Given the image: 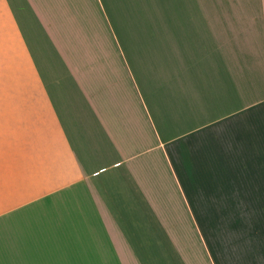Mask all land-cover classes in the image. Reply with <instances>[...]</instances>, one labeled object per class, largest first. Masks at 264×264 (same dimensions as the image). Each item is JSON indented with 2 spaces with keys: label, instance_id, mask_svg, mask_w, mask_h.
Returning a JSON list of instances; mask_svg holds the SVG:
<instances>
[{
  "label": "crops",
  "instance_id": "0c3cea01",
  "mask_svg": "<svg viewBox=\"0 0 264 264\" xmlns=\"http://www.w3.org/2000/svg\"><path fill=\"white\" fill-rule=\"evenodd\" d=\"M0 264H264V0H0Z\"/></svg>",
  "mask_w": 264,
  "mask_h": 264
}]
</instances>
